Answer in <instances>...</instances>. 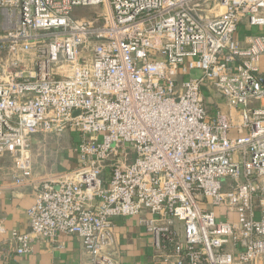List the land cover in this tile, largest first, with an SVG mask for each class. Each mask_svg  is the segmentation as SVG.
Masks as SVG:
<instances>
[{"label": "built area", "instance_id": "1", "mask_svg": "<svg viewBox=\"0 0 264 264\" xmlns=\"http://www.w3.org/2000/svg\"><path fill=\"white\" fill-rule=\"evenodd\" d=\"M66 131L79 165L34 179L32 140ZM4 157L35 192L17 256L69 235L118 264L141 216L162 264H264V0H0Z\"/></svg>", "mask_w": 264, "mask_h": 264}, {"label": "crops", "instance_id": "2", "mask_svg": "<svg viewBox=\"0 0 264 264\" xmlns=\"http://www.w3.org/2000/svg\"><path fill=\"white\" fill-rule=\"evenodd\" d=\"M249 30H239L242 37ZM77 135H38L31 143L33 178H50L77 168ZM8 157L0 159V220L6 229L0 234V264H91L90 255L78 238L61 235L54 243L34 242L29 254L17 256V243L11 231L20 234L29 231L27 211L34 203L31 186H16L12 182ZM105 177V174L103 175ZM114 253L118 264H162L155 259L158 253L152 245V236L141 223L140 217L114 219Z\"/></svg>", "mask_w": 264, "mask_h": 264}, {"label": "rangeland", "instance_id": "3", "mask_svg": "<svg viewBox=\"0 0 264 264\" xmlns=\"http://www.w3.org/2000/svg\"><path fill=\"white\" fill-rule=\"evenodd\" d=\"M96 13H100L99 9L97 8H76L74 9L73 15L75 17H79V16H83L82 19H88L91 16L95 15ZM191 78H198L200 76V72L199 71H192L189 75ZM206 95L208 96H213L212 92H209L208 94L206 93ZM215 96V95H214ZM218 101H224V99H220L218 98ZM127 153L129 154V157L134 160L135 157V149H134V145H130L129 149L127 150ZM224 220V218L222 219Z\"/></svg>", "mask_w": 264, "mask_h": 264}]
</instances>
